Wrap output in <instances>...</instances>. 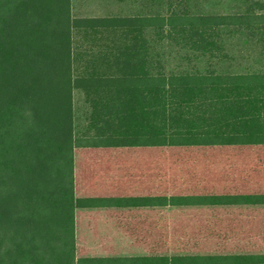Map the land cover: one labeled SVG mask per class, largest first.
<instances>
[{
  "label": "trees",
  "instance_id": "16d2710c",
  "mask_svg": "<svg viewBox=\"0 0 264 264\" xmlns=\"http://www.w3.org/2000/svg\"><path fill=\"white\" fill-rule=\"evenodd\" d=\"M71 2L0 0V264H102L82 234L100 219L144 250L132 264H264V0Z\"/></svg>",
  "mask_w": 264,
  "mask_h": 264
},
{
  "label": "rangeland",
  "instance_id": "374dc122",
  "mask_svg": "<svg viewBox=\"0 0 264 264\" xmlns=\"http://www.w3.org/2000/svg\"><path fill=\"white\" fill-rule=\"evenodd\" d=\"M72 14L75 17L92 16H129L136 14H146L150 11H166L169 3L178 0H71ZM185 4L195 13H231L239 12L245 8L246 0H183ZM166 50L172 51V61L169 68H177L180 64L188 65V61H181L178 53L171 46H165ZM237 50V49H235ZM181 53L185 51L181 50ZM238 54V53H237ZM202 65L205 62L201 63ZM89 105L85 101V95L81 90L74 91V125L75 132L79 133L85 129L88 116ZM111 223L100 219L98 231L93 228L83 230V239L91 247L101 252L104 246L112 245L116 250L124 254H139V250L131 239L113 228Z\"/></svg>",
  "mask_w": 264,
  "mask_h": 264
},
{
  "label": "crops",
  "instance_id": "0c3cea01",
  "mask_svg": "<svg viewBox=\"0 0 264 264\" xmlns=\"http://www.w3.org/2000/svg\"><path fill=\"white\" fill-rule=\"evenodd\" d=\"M111 225L113 228H115L116 230H118L120 233H122L116 226H114L113 224H109ZM123 235H125L124 233H122ZM126 236V235H125ZM127 237V236H126ZM130 239V238H129ZM132 242V241H131ZM90 249L97 253V255L92 256L95 258H103L104 261L102 264H132L130 262V259L137 257V256H141L144 254V250L142 248L137 247L139 250H141V253L139 254H124L121 253L120 251L116 250L112 245L110 246H104L102 248V251L99 252L97 251L95 248L89 246Z\"/></svg>",
  "mask_w": 264,
  "mask_h": 264
}]
</instances>
